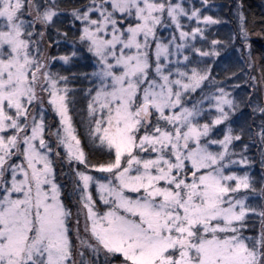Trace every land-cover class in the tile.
Here are the masks:
<instances>
[{
    "label": "snow or ice",
    "instance_id": "1",
    "mask_svg": "<svg viewBox=\"0 0 264 264\" xmlns=\"http://www.w3.org/2000/svg\"><path fill=\"white\" fill-rule=\"evenodd\" d=\"M209 3L0 0V264H264V176L233 170L252 161ZM252 112L264 169V96Z\"/></svg>",
    "mask_w": 264,
    "mask_h": 264
},
{
    "label": "trees",
    "instance_id": "2",
    "mask_svg": "<svg viewBox=\"0 0 264 264\" xmlns=\"http://www.w3.org/2000/svg\"><path fill=\"white\" fill-rule=\"evenodd\" d=\"M241 2V0H210V3L204 9L207 14H211L213 16L221 17L226 23H221L219 25L211 26L206 31L207 41L210 39H220L224 44V47L221 49V56L224 58L228 57L227 62H230L233 56H237L240 54L241 64L245 66V68L249 71L247 72L248 78L247 81L252 83L253 81L250 77H255L256 81H260L256 86V89L253 90L251 94V99H249V93L243 97L244 101H247V106L240 115L242 116L243 125L238 126L235 125V129L238 127L245 128V135L241 137L239 142V147H242V143H248L249 147L245 155L251 160H258L261 162V152L259 141L257 140L255 144H252L248 140V135L250 132L258 131L256 125L259 124L261 120V115L257 112L253 114L252 105L256 103L262 96H264V0H242L244 4V13L246 17V28L249 32L248 43L251 45L250 48L242 47V40L238 34V24L239 21L236 16V7L237 4ZM191 3L196 6H200L201 0H191ZM237 33L235 40L232 39V34ZM234 44V45H233ZM70 47V45L68 46ZM55 49L53 48V52ZM233 51V52H232ZM249 52L251 54L250 58L252 63L251 67L246 66V62L249 61ZM230 60V61H229ZM240 62L236 61V57L230 62V68L227 69V73H232L233 70H238ZM215 68V67H213ZM74 68H69L70 71H73ZM226 75H223L219 78L220 81H224ZM228 84V82H226ZM254 83V82H253ZM229 88V87H228ZM80 99L78 100V103ZM242 108V107H241ZM76 120L79 119L78 113H74ZM83 115V113H82ZM80 121V119L78 120ZM77 122V121H76ZM78 124V123H77ZM242 124V123H240ZM239 124V125H240ZM80 126V123L79 125ZM79 128V127H78ZM82 130V128H81ZM253 139H256L253 137ZM238 147V148H239ZM85 151H89V146L85 147ZM104 155L97 151L94 156L90 158L95 160H103ZM255 165V166H256ZM252 171L250 172V176L252 178L257 179L256 185L259 186V181L262 176H264V169L261 168V163L258 164V169L255 170L254 165L252 164ZM261 169L263 170L261 172ZM70 179V178H69ZM70 185V184H69ZM70 188V186H69ZM70 190V189H69Z\"/></svg>",
    "mask_w": 264,
    "mask_h": 264
},
{
    "label": "rangeland",
    "instance_id": "3",
    "mask_svg": "<svg viewBox=\"0 0 264 264\" xmlns=\"http://www.w3.org/2000/svg\"><path fill=\"white\" fill-rule=\"evenodd\" d=\"M211 40L212 39H210L209 42H206V43L204 41L203 45L207 46L210 43ZM216 40L221 41L218 38ZM200 43H201V41L198 39L197 40V44H200ZM221 52H222V50H221ZM234 57H236V61L237 62H240L239 66L237 67L238 70H233L232 71V73L233 72L236 73L235 76L231 75V73H227V69L230 68V66H231L230 62L233 60ZM227 60H228V57L224 58V57L220 56V57L216 58V62L213 64V67H215V68H213V73H214V75H216V79L218 81H220L219 78H223L221 76L226 75V76H224L225 77L224 81H221V84L219 86H222V87L226 86V90H228L231 93V95L237 101L240 102V107L238 108L237 112L232 115L233 128L235 129V125L234 124H236L238 126L243 125V122H242L243 120L241 119L242 116L240 115V113H242V111H244L246 106H247V101H244L243 97L246 95V93H251L252 94L254 89L252 87L253 82L250 83V85H249V82L247 81V78H248L247 77L248 76L247 72H249V71L245 68L244 65L241 64L240 54L237 55V56H233L231 61L229 60L230 62H227ZM66 67H68V66H66ZM239 69H243V71H239ZM245 70L247 72H245ZM73 71H75V69H73ZM226 82H228V84ZM79 99H80V102L77 104V107L80 108V109H83L84 106H85L84 100H83V98H79ZM78 116H79V119H80V117L82 116V112H79ZM73 119H74V122L77 125V128L79 127L78 130L81 132V139H82V141H84L83 129L81 130V128H82L81 125L78 126L80 121H78L79 119L76 120L75 114H73ZM52 122H53V124H55V122H56V118L55 117L52 118ZM240 123H242V124H240ZM223 131H224V128L222 126H217L216 129L214 130L216 137H222ZM233 144L235 146L236 153L240 154L241 147L238 146L239 142L238 141H234ZM86 146H88L87 143H85V147ZM244 155H245V153H244ZM103 159H105V156L103 157ZM256 162H259V161L258 160L252 161V164L254 165L255 170L258 169V164L261 163L260 162V163H258L256 165L255 164ZM252 164L251 165H245V166H237L233 170H237V171H241V172L248 171L249 175H251L252 173L250 174V172L252 171V167H253ZM262 171L263 170L261 169V172ZM253 182L257 183V179L253 178ZM69 186H70L69 189H71V184Z\"/></svg>",
    "mask_w": 264,
    "mask_h": 264
}]
</instances>
